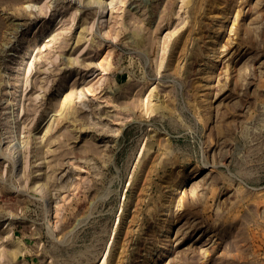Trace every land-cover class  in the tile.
Returning <instances> with one entry per match:
<instances>
[{
	"label": "rangeland",
	"instance_id": "1",
	"mask_svg": "<svg viewBox=\"0 0 264 264\" xmlns=\"http://www.w3.org/2000/svg\"><path fill=\"white\" fill-rule=\"evenodd\" d=\"M0 264H264V0H0Z\"/></svg>",
	"mask_w": 264,
	"mask_h": 264
}]
</instances>
